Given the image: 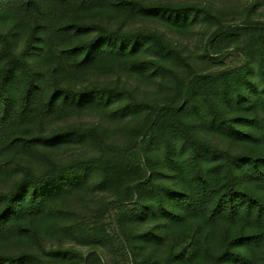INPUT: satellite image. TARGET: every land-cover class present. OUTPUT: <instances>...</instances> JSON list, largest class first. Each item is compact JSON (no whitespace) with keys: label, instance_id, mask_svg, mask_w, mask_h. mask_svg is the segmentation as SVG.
I'll return each instance as SVG.
<instances>
[{"label":"rangeland","instance_id":"obj_1","mask_svg":"<svg viewBox=\"0 0 264 264\" xmlns=\"http://www.w3.org/2000/svg\"><path fill=\"white\" fill-rule=\"evenodd\" d=\"M139 1L167 8L177 27L160 20L163 11L156 17L148 13L125 17L109 5L104 10L97 8V0H0V8L9 11V17L0 18V32L7 39V43L0 39V69L12 56L16 61L23 57L30 61V46L38 35L46 44L58 43L56 50L63 45L61 40H67L71 48L77 45L80 57L85 45L91 46L95 38L99 41L93 47L99 50L131 49L129 39L143 42L139 52L126 61V68L113 65L104 72L102 66L93 65L64 76L61 93L83 106L65 109L61 117L50 113L48 102L38 95L26 106L21 87L15 103L3 108L0 101V207L8 198L13 203L27 194L28 201H36L46 190L63 189L55 202L63 221L62 228H55L60 231L41 229L24 246L23 239L16 237L20 235L17 228L7 224L0 229V264H171L182 252L172 249L175 236L169 237L163 228L167 216L163 209L169 212L176 205L169 203L167 193L177 187L176 176H172V171H177L158 165L169 144L159 141L152 145L148 158L138 157L133 149L142 139L139 132L145 110L172 104L179 87L193 77L199 79L197 87L206 86L207 91L222 88L221 79L213 73L240 68L252 51L259 59L264 43V0ZM256 24L262 29L250 30L249 26ZM225 26L232 29L216 36ZM154 33L162 42L151 38ZM132 67H138L141 74L131 72ZM250 77L245 67L234 80ZM49 87L56 88L54 81L50 80ZM258 88L253 96L254 104L259 101L256 108L248 110L246 103L232 101L226 105L239 119L232 117L231 123L218 126L216 132L207 126V119L199 127L202 143L227 153L230 159L249 156L257 163L258 168L243 162L248 183L236 187L241 193L236 200L244 210V194L253 196L264 186V179L256 173L264 174L263 144L259 142L261 138L264 141V81ZM239 134L249 138L241 139ZM28 136L34 144L27 149ZM147 138L144 147H148ZM128 148L130 154L120 158ZM205 150L200 147L199 154ZM220 159L212 154L205 161L218 165ZM147 161L153 162L149 176L159 183L166 199L151 213L134 215L130 211L138 196L132 191V182L140 168L145 174ZM88 163L89 175L82 176ZM101 165L126 169L130 182L120 190L125 203H112L118 187L100 188ZM187 169L195 171L190 164ZM183 172L187 173L186 168ZM46 174L52 175L47 182L43 180ZM241 207H236L235 213ZM248 210L253 213L256 206Z\"/></svg>","mask_w":264,"mask_h":264},{"label":"trees","instance_id":"obj_2","mask_svg":"<svg viewBox=\"0 0 264 264\" xmlns=\"http://www.w3.org/2000/svg\"><path fill=\"white\" fill-rule=\"evenodd\" d=\"M31 1L29 0L33 3ZM97 3H95L97 8L104 10L105 5H109V8L123 13L125 17H133L139 13H148L156 17L163 11L165 13L161 15L160 20L169 22L173 28L178 25L177 21L172 19L168 9H161L158 5H145L139 0H97ZM0 16V18L9 17V11L0 8ZM14 26L18 27L16 24ZM25 27L30 29V25ZM249 28L250 30L262 29L257 24ZM231 29V26L222 27L215 35L219 36ZM151 38L159 42L163 40L157 33L152 34ZM0 39L3 43H7L6 37L1 32ZM129 40L131 49L106 47L99 50L93 47L99 41L95 38L91 46L85 45L83 55L80 57L81 48L77 45L71 48L65 43L67 40H61L64 43L60 49L56 50L58 43L46 44L41 35L33 37L30 61L25 57L16 61L12 56L3 69H0L1 106L7 108L15 103L16 91H19L21 87L23 94L21 100L26 103V106L38 95L48 102L49 112H55V116L61 117L60 113L68 108L75 106L82 108V103L65 98L61 93L64 88L60 85L66 80L64 76L73 75L80 69L88 70L93 65L102 66L104 72L110 67L113 68V65L126 68L128 65L126 61L139 52L143 43ZM261 48L259 59L252 51L244 57L240 68L235 66L212 74L221 79L222 88L217 90L211 88L207 91L206 86L197 87L199 79L193 77L179 87L172 104L167 103L153 110H145L143 125L139 132L142 139L133 149L137 151L138 157L148 158L152 145H157L159 141H166L169 149L162 155L165 159L162 158L158 165L162 166L163 170L169 171L170 168L177 171H172V176H176L177 187L172 186L167 193V196H170L169 203L175 202L176 205L169 212L163 209L167 215L163 228L168 231L169 237L175 236L172 249H182L181 253L176 254L171 264H204L205 262L207 264H264V186L253 196L244 194L245 208L256 206L253 213L244 210L236 200V196L241 194L236 187L248 183L246 180L248 174L242 169L243 162H251L256 167L257 163L249 156L230 159L227 153L202 143L199 137L200 126L206 122V119L209 122L206 125L215 132L218 126L231 123L230 119L235 116L232 115L233 110H229L227 105H230L232 101L246 103L248 110L258 106L259 101H255L254 104L253 96L258 92L260 82L264 81V43ZM20 61L22 64H19ZM31 61H34L33 64ZM34 65L37 68H33ZM245 67L248 73H251V77L246 80L243 78L241 81L236 79L237 82H235L234 77L239 76ZM131 72L141 74L138 67L136 69L132 67ZM48 78L56 84L54 90L49 89L50 80L46 81ZM199 119L203 122L200 123ZM252 124L258 126L256 122ZM147 136L148 147H144L143 140ZM237 136L241 139L249 138L241 134ZM26 140L28 145L25 148L28 149L33 146L34 141L31 136H28ZM259 142L263 144L260 152L264 155V141L261 138ZM199 146L206 149L203 155L199 154ZM131 150V148L123 150L120 158L126 157ZM212 154L221 158L218 165L206 163L205 160ZM92 160L89 163H93ZM165 160H168L169 164H165ZM152 164L153 162L147 161L143 166L146 175L140 168L136 179L131 181L132 191L138 196L135 206L130 211L134 215L145 216L142 214L151 213L155 207L161 205L163 199H166V193L160 192L159 183L152 180L151 175L149 176L153 170V168L150 169ZM189 164L195 170L193 173L187 169ZM89 166L90 164L82 169V176L89 175ZM185 168L187 173L183 172ZM101 170L100 188L110 190L118 187L112 203L113 205L125 203L126 200L120 195V190L130 182L126 169H123V166L116 169L101 165ZM256 173L264 179V174L260 170H256ZM51 176L46 174L43 180L47 182ZM62 193V188L46 190L35 198H38L36 201L34 199L28 201L27 194L13 203L12 199L8 198V201L0 207V229L12 223L17 228L16 232L20 234L16 237L23 239L24 246L25 241L36 233L39 234L41 229L60 231L55 228L59 225L62 228L63 221L57 207L59 205L55 202ZM236 207L242 209L235 213ZM96 252L97 250L93 251L91 256Z\"/></svg>","mask_w":264,"mask_h":264}]
</instances>
